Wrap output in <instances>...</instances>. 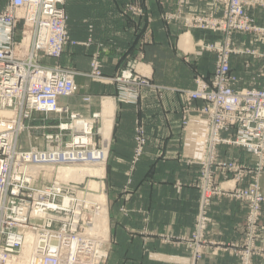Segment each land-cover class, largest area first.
<instances>
[{"label":"built area","instance_id":"obj_1","mask_svg":"<svg viewBox=\"0 0 264 264\" xmlns=\"http://www.w3.org/2000/svg\"><path fill=\"white\" fill-rule=\"evenodd\" d=\"M183 1L176 12L163 14L162 20H181L188 29L223 35L221 43L202 47L215 53V68L209 80L202 76L194 79V89L183 93L181 107L183 129L189 126L191 114L202 119L192 157L187 161L200 171L193 239L197 242L208 221L204 209L211 197L220 193V182L245 183L235 196L249 203L248 220L257 215L264 202L259 180L264 174V50L235 49L230 40L239 33L254 34L264 42V26H257L249 14L250 6L245 7L241 0H201L221 5V18L185 14ZM259 2L264 6V0ZM63 5L64 0H7L0 10V264H105L96 251L99 237L85 233L100 205L89 203L78 184L57 180L43 183L40 177L46 167L96 164L107 152L95 141L99 114L83 117L58 103L59 98L75 94L77 74L59 65L40 64V58L57 60L67 44H75L69 41ZM125 13L144 15L133 5H127ZM20 26L26 31L22 32L28 37L26 42L25 38L16 42ZM236 55L261 60L257 77L262 88H234L239 79L231 73L230 61ZM90 67L89 77L101 81L96 58ZM115 81L127 85L129 91L149 86L129 71ZM125 97L131 101L137 93H125ZM83 101L90 99L85 97ZM197 101L203 104L194 108ZM34 114L53 118L54 122L27 124ZM30 131L41 133L36 134L41 146L20 150L16 145L19 137ZM134 142L136 159L145 144L140 126L134 130ZM221 145L252 151L257 159L255 166L245 169L235 161H221ZM192 257L199 260L200 252L192 253ZM243 264H250L244 256Z\"/></svg>","mask_w":264,"mask_h":264},{"label":"crops","instance_id":"obj_2","mask_svg":"<svg viewBox=\"0 0 264 264\" xmlns=\"http://www.w3.org/2000/svg\"><path fill=\"white\" fill-rule=\"evenodd\" d=\"M6 2L0 0V9ZM179 2L64 0L67 33L69 41L75 44H67L59 59L41 61L45 67L59 65L77 73L76 93L68 99L59 98V105L87 118L93 113H102L103 117L106 108L110 109L109 137L105 139L100 132L95 136L96 143L108 145L106 174L120 177L113 178L108 187L107 264H192L183 241L194 228L200 171L187 161L192 157L202 119L191 114L189 126L183 129L181 107L183 93L194 89V79L210 78L215 68V56L200 46L220 41L221 36L187 29L181 20H162L163 14L176 11ZM127 5L141 8L144 15L125 13ZM183 11L219 16L221 7L210 1L184 0ZM253 15L264 26V9L255 10ZM15 38L18 39V33ZM255 42L248 35L233 37V46L238 49H264L262 40ZM94 58L100 66L101 81L89 77ZM261 63L244 55L231 57V73L239 79L236 89L263 87L257 77ZM128 70L143 77L149 86L129 91L115 81ZM125 93H137V97L129 101ZM85 97L90 101L84 102ZM105 102L109 105H104ZM202 104L197 101L194 108ZM29 121L27 124L33 126L54 122L53 118L39 114L32 115ZM102 123L100 117L96 127L100 129ZM138 126L143 128L145 144L135 159L134 130ZM36 134L41 133L22 134L18 148L40 147V136ZM34 136L38 139L34 140ZM218 158L240 163L245 169L253 168L257 161L252 151L226 145L219 146ZM248 181L246 178L245 182ZM244 185L223 182L221 193L211 198L207 230L211 243L195 264H238L229 247L242 241L248 208L233 193ZM260 188L264 194V175L260 178ZM259 225L258 245L264 247V205ZM253 264H264V257H255Z\"/></svg>","mask_w":264,"mask_h":264},{"label":"rangeland","instance_id":"obj_3","mask_svg":"<svg viewBox=\"0 0 264 264\" xmlns=\"http://www.w3.org/2000/svg\"><path fill=\"white\" fill-rule=\"evenodd\" d=\"M241 2L243 3V5L245 7L250 6V8H248V9H250L249 10V14L252 17H254L253 12L255 10L259 9V7H264V6H260L261 2H259V0H241ZM220 7H221V5H220ZM260 9H264V8H260ZM0 10H2V9H0ZM172 13H174V12H172ZM185 14H188V13H185ZM209 14H212V15H214L217 18H221L223 16V8L221 7V14L219 16L215 15L214 13H209ZM254 21L257 24V26L258 25L262 26L256 21V19ZM181 22L183 23V21H181ZM22 32L26 33V31L22 28V26H20L18 28V30H17L18 39H17L16 42H18L22 38H25V35H24L25 33H22ZM237 34H239V33H236V34H234V35H232L230 37L232 47L235 48V49H238V48L233 46V37L235 35H237ZM242 35H248L249 37L252 38V40L254 42H255V40L258 39V37H256V35H254V34H242ZM220 36H221L220 41L212 42V43H221L222 40H223V35L220 33ZM27 38L28 37L25 38V42L27 41ZM255 43H257V42H255ZM205 44H207V43H205ZM205 44H202L200 46L201 49H202V47ZM245 48L251 49V50L253 49V48H250V47L249 48L248 47H244L242 49H245ZM242 49H239V50H242ZM203 50L208 52V53L213 54L215 56V63H216V55H215V53L207 51L205 49H203ZM262 50H264V49H262ZM43 59L40 58L41 61ZM41 61H40V64H41ZM65 69H67V68H65ZM125 72H127V71H125ZM120 75H119V77H120ZM132 75L136 76L135 74H132ZM138 76L139 75H137V77ZM119 77H117V78H119ZM139 77L141 79H143V77H141V76H139ZM117 78H115V79H117ZM209 79L210 78H208L206 80H209ZM236 85L234 86L235 89H236ZM123 87L127 89V85H124ZM242 89H244V88H242ZM74 93H76V84H75ZM105 104H108V102H105L104 105ZM99 116L102 118V121H103L102 113L101 114L99 113ZM102 127H103V123H102ZM102 127L99 129L100 133H101ZM102 144L106 147V150L108 151L107 143L106 142H102ZM16 145H18V141H17ZM106 164H107V152H106V155H105V152H104L103 158L101 157L99 159L98 163H96V164H89V165H65V166H59V167H46V168L43 169V171H41V174H43V176L40 175V177H42V179H43V183H46V182H49V181H52V180H57L59 182H64V183H75V184H78L79 185L78 186L79 189L86 196V199H87V201L89 203H91V204H99L100 205L99 211H97L94 214L92 225L89 226V228H87L85 230V233L87 235L93 237V238H96L95 236L99 237L97 239L96 251H101L103 249L101 251V253H99L98 255H100V259L101 260H104L105 264H107V260H108V256H109V250H110V239H109L108 224H107V229H106V220L108 221V217H109V214H108V207H109V205H108V203H109L108 187H109V185L111 183H113V178H114V180H116V179L118 180L120 178V177H112V176L106 174V167H107ZM98 169L99 170H103L101 175H96V176H93V177H84V178H81V179H77L76 176L74 175V174H77V171H81V170L82 171H93L94 173H96L97 172L96 170H98ZM68 170L69 171H74V174L73 175L66 174V171H68ZM263 175H261V177ZM260 178H259V180H260ZM197 181H198V179H197ZM216 182H219V181H216ZM221 183H223V182H220V184ZM225 183L229 184V183H234V182H225ZM196 184H197V182H196ZM245 186L246 185H244L243 187H245ZM237 190H235L234 193H233L235 198H236L235 195H236ZM220 193H221V191H220ZM220 193H218V194H220ZM218 194H216V195H218ZM260 194L264 197V194L262 193V191H260ZM237 199H240V198H237ZM240 200H242V199H240ZM210 201H211V199H210ZM242 201H245L247 203V208H248L246 219H245L243 238H242V241L240 243L231 245L229 247V250L237 258L238 264H243V256L246 257V259L248 260V262L250 264H253V259L255 257H264V247L258 245V230L260 229L259 221L261 220V217H262V206L264 205V202L262 203L260 209L258 210L257 215L253 219L248 220L249 212H250L249 203L246 200H242ZM209 204H210V202H209ZM208 207H209V205H208ZM208 207L204 209L205 217L207 218L208 221H207V225H206L205 230L201 234V236H202L201 241L195 242L193 240L194 239V234H195L194 232H196L195 231V223H194V228H193V231H192L190 237L185 238L184 241H183V243L185 244L186 248L188 249V251L190 253L189 256H190L192 264H195L196 262H198L199 260L202 259V257L205 255V253H206V251L208 249V244L211 243V241L207 237V230H208V226L210 224V217L208 216ZM103 208L106 210L105 211L106 218H105V220L103 222V225L102 226L99 225V229H96L95 228L96 227L95 223L97 221V215L100 214L98 212H100V210L103 209ZM198 211H199V205H198V209H197L196 218L198 216ZM196 218H195V222H196ZM89 230H91V231H89ZM106 231H107V234H106ZM190 240L191 241L193 240V241L191 243L192 245L189 246V243L191 242ZM196 251L200 252L199 260H195L192 257V253H194Z\"/></svg>","mask_w":264,"mask_h":264},{"label":"bare ground","instance_id":"obj_4","mask_svg":"<svg viewBox=\"0 0 264 264\" xmlns=\"http://www.w3.org/2000/svg\"><path fill=\"white\" fill-rule=\"evenodd\" d=\"M110 109L109 108H106V110L104 111V114H103V127L101 129V133L104 137L108 138L109 137V134H110V127H111V124H110ZM105 138V139H106ZM104 139V138H103ZM103 158V157H102ZM97 172L94 173L93 171H77V174H74V171H66V174H70V175H75L77 179H81V178H84V177H93V176H96V175H101V172L102 170H96ZM72 172V173H71ZM98 173V174H97ZM100 214L97 215V221L95 223V228L96 229H99V225L102 226L103 225V222L105 220V209H101L100 212H98ZM91 231V230H89Z\"/></svg>","mask_w":264,"mask_h":264}]
</instances>
